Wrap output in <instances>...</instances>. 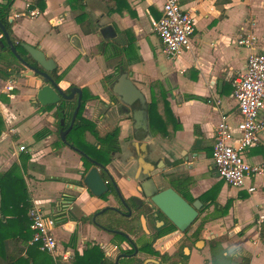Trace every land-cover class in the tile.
<instances>
[{"label":"crops","instance_id":"0c3cea01","mask_svg":"<svg viewBox=\"0 0 264 264\" xmlns=\"http://www.w3.org/2000/svg\"><path fill=\"white\" fill-rule=\"evenodd\" d=\"M35 1L14 0L8 14L12 36L27 45L39 46L53 61L58 73L66 71L58 82L64 92L77 87L95 97L86 103L83 116L93 120L98 131L102 128H106L105 133L111 130L107 128L109 123H105L109 111L114 109V117H117L114 128H119L120 151L111 156V162L105 168L122 196L140 197L139 184L145 180L142 175L152 168V178L158 188H161V180L165 183L163 188L169 187L163 176L185 170L188 176L175 178H192L188 192L194 199L219 186L216 202L220 206L228 200L232 203L227 215L216 219L214 224L224 222L226 228L233 224L236 227L234 234L239 232L243 242L236 246L218 242L224 251L218 255L219 259L230 258L229 254L234 251L232 258L239 260L244 252L248 264H264V244L255 225L257 211L264 215V178L252 181L256 191L248 194L219 180L212 162L214 133L221 115L226 117L232 134H238L240 116L231 82L238 73L245 71L248 56L264 48V0H229L227 4H224L225 0H179L183 10L193 14L194 32L191 51L174 61L164 58L161 42L151 29V22L161 16L162 0H126L130 10L121 14L109 13L106 0H85L86 12L97 24L96 32L89 35L81 32L66 0H43L42 10ZM26 4L39 15L29 17ZM52 20L60 21V24L55 25ZM125 30L134 36L135 56L140 59L127 67L126 74L136 87L145 84L146 91L142 89L145 93L137 88L144 94L146 103L150 101V86L161 84L170 111L179 123L180 128L175 132L170 126L167 138L151 135L148 125L150 137L144 142L143 128L134 129L130 108L111 93V85L105 81L112 75L114 64L105 61L97 47L102 41H125L122 34ZM248 34L257 37L254 47L237 46V40ZM1 63L2 60L0 67L3 66ZM16 70L13 64L7 68L8 74L12 73L6 76L7 79L0 75V117L3 122L0 172L18 169L27 185L30 206H38L45 213L57 212L56 215L63 219L55 232L59 254L69 253L72 259L74 251L67 244L74 236L79 254L97 246L113 264L111 236L88 221L96 210L111 205V195L102 200L89 194L83 185L79 186L86 173L80 155L58 141L56 108L40 111L41 106L33 98L42 85L35 78L17 75ZM187 96L202 100H187ZM215 99L220 102L217 108L207 103ZM260 118H264V111ZM43 129L49 134L35 140L34 135ZM83 136L91 144L89 136L92 135L86 131ZM20 146H25L26 150L20 152ZM142 146L149 152L144 161ZM243 159L249 164H264V146L246 150ZM81 221L86 223L81 226ZM219 233L224 235L225 232ZM78 236H81L80 240ZM122 246L126 247L125 244ZM28 247H34L30 240ZM37 251H33L35 257L32 259L42 264L44 257ZM206 253L204 251V258L208 259ZM50 257L53 260L60 258L61 264L70 261H63L59 256ZM130 259L123 264H136V257ZM202 259L193 255L188 264H204Z\"/></svg>","mask_w":264,"mask_h":264},{"label":"trees","instance_id":"16d2710c","mask_svg":"<svg viewBox=\"0 0 264 264\" xmlns=\"http://www.w3.org/2000/svg\"><path fill=\"white\" fill-rule=\"evenodd\" d=\"M14 0H3L0 2V23L4 26L13 46L15 47L17 53L23 60L33 64V61L28 56L27 52L22 48V41H17L12 36L11 24L8 21V14L10 12L11 6ZM43 0L35 1L36 6H40L42 10ZM229 0H225L224 4H227ZM67 6L70 10L75 13L74 20L79 25L81 32L84 35H89L96 32L97 24H95L88 12H86L85 0H66ZM106 7L109 13H119L127 10L129 11V6L126 0H106ZM117 33H121L117 30ZM125 35V41H119L118 39L111 40L108 42L102 41L98 45V51L102 53L105 61L113 62V73L105 78V81L109 85L123 73H126L127 67L132 65L140 59L135 56L134 42L135 38L129 32L125 30L122 32ZM0 41L4 44V48L0 49L1 53H8V57L2 60V65L0 67V75L8 76L7 68L11 65H15L17 71H25V68L19 63V61L11 53L6 41L0 31ZM66 72V71H65ZM65 72L58 73L56 67L49 73L50 77L58 83ZM150 101L146 103V115L149 125V131L151 135H160L164 138L168 136V129L172 126V130L177 131L180 126L177 120L173 117L170 111L169 103L167 101L166 91L161 84H155L150 86ZM66 93H69L67 90ZM95 99L94 96L89 94L86 89L82 90L81 105L76 116L75 122L66 135L65 145L69 147H74L79 151L83 152L88 158L100 163L103 167H106L111 162V156L119 153V128H113L111 131L100 135L97 126L93 120H89L83 116V111L85 105L88 101ZM187 100H202L195 96H187ZM39 106V105H38ZM76 107V100L65 101L62 100L57 105L40 107V111H50L56 108L55 118L56 123V133L61 128L66 129L71 120L72 113ZM61 121L63 126L60 125ZM2 119L0 117V132L2 127ZM89 132L96 140V144H89L83 137L84 132ZM49 134L47 129H43L34 135L35 140L42 139ZM60 142V139L58 138ZM62 143V142H61ZM63 144V143H62ZM88 158L80 156L83 164L84 172L87 173L89 169L93 166ZM102 177L107 180L106 174L101 170ZM166 179L168 186L173 188L178 193L184 195L185 198H189L190 201L194 199L189 195L188 188L192 185V178H174L171 176H163ZM82 186V183H79ZM165 189V188H163ZM219 186H215L208 191L204 192L200 196L201 202L206 208L213 206V213L207 214L202 218L203 223L205 221H213L222 218L227 215L228 210L231 206V200H228L224 206H220L216 202V195L218 193ZM106 195L102 196L101 199H105ZM30 208V196L27 189V185L22 175L17 169H10L6 172H0V264H38V262L32 259L33 251H37L36 247H28V242L31 240L32 232L29 230L30 219L28 216ZM70 219V218H69ZM58 221H63V219H57ZM67 220V218H66ZM98 224L97 228L104 230L107 225L105 220L101 219L96 222ZM173 231V228L169 230ZM259 239L264 244V226H261L259 232ZM75 237L73 236L67 247L73 249V257L69 261V264H112L104 255L102 250L94 246L90 250H84L79 254L75 249ZM212 253L216 256L223 254V249L220 244H213L211 246ZM38 252V251H37ZM39 253V252H38ZM43 263L42 264H61V259L56 258L53 260L48 254L42 253ZM249 259H246L244 264H248ZM128 264H132L129 262Z\"/></svg>","mask_w":264,"mask_h":264},{"label":"built area","instance_id":"2783aa9c","mask_svg":"<svg viewBox=\"0 0 264 264\" xmlns=\"http://www.w3.org/2000/svg\"><path fill=\"white\" fill-rule=\"evenodd\" d=\"M25 9L29 17L39 15L37 11L30 10V4H26ZM52 23L58 25L60 21L52 20ZM151 29L161 42V52L165 59L174 61L183 53L191 51L194 17L191 12L183 10L179 0H162L161 16L151 22ZM256 42L257 37L248 34L240 37L236 44L250 49ZM231 85L232 96L240 116L237 124L238 134H232L226 117L221 115L214 133L212 162L217 176L226 185L252 194L256 191L252 181L264 178V164L245 162L243 153L250 148L264 146V118H260L261 112L264 111V48L248 56L245 71L238 73ZM207 103L217 108L220 102L215 99ZM25 150V146L19 147L20 152ZM56 213H45L38 206H30V245L53 258L59 256L63 261H69V253H58L55 232L60 224ZM256 214L255 225L257 231H260L264 215L261 211Z\"/></svg>","mask_w":264,"mask_h":264},{"label":"flooded vegetation","instance_id":"af4514ba","mask_svg":"<svg viewBox=\"0 0 264 264\" xmlns=\"http://www.w3.org/2000/svg\"><path fill=\"white\" fill-rule=\"evenodd\" d=\"M135 135L138 134L136 133ZM105 174L107 180H104L107 181L108 192L105 194L106 198L102 200H106L111 195L112 203L108 207L103 208L106 210L101 215L95 216L102 209L96 210L89 216L88 221L92 224L93 216H95V222L101 219L105 220L107 225L106 233L111 236L110 241L114 248L113 264L114 262L123 264V262L131 260V257L137 258L136 264H188L193 255L202 257V263L204 264L245 263L247 256H242L237 260L232 258V254H229L230 260H222L212 253L211 246L217 244L220 238L227 234V232L223 235L219 232L210 231L214 228L220 229L217 223L214 224L216 220L203 223L202 218L207 214L213 213V206L206 208L202 203L203 206L198 211L195 221L183 232H180L143 194H140V197L125 198L120 193L121 198L130 209V216H128V211L109 182L111 175L108 172ZM175 192L178 193L177 191ZM178 194L187 203H192L189 198H185L180 193ZM85 223L86 221H81V226ZM171 228H173V231L170 232ZM112 231L119 232L121 235L112 234ZM122 244H125L126 247H123ZM135 251L136 254L134 255ZM204 251L207 252L208 259L204 258Z\"/></svg>","mask_w":264,"mask_h":264},{"label":"water","instance_id":"95a60500","mask_svg":"<svg viewBox=\"0 0 264 264\" xmlns=\"http://www.w3.org/2000/svg\"><path fill=\"white\" fill-rule=\"evenodd\" d=\"M0 31L9 47L11 53L19 61V63L27 70L23 74L17 75L21 77L35 78V80L42 85L36 92L33 100L41 107L53 106L60 103V101H72L76 100V107L72 113L70 124L66 129L61 128L58 132L59 138L65 143L66 135L71 130L78 111L81 105L82 92L77 87H72L69 89V93L64 92L49 75V73L55 67L52 60L47 58V56L41 51L39 46H30L25 43L21 44L22 48L27 52L33 64L26 62L17 53L15 47L13 46L4 26L0 23ZM4 48V44L0 41V49ZM11 69H14L13 67ZM5 77V76H4ZM7 79V77H5ZM111 93L119 98L122 104L131 108V117L134 122V129L143 128L146 133L144 135V142L149 139L148 132V120L146 115V100L144 94L135 86V84L130 80L126 73L121 74L116 78V80L111 85ZM63 126V122L60 123ZM71 150L88 158L83 152L70 147ZM143 161L147 160L149 157V152L142 146ZM194 157L196 154L193 155ZM88 160L93 165L89 171L84 174L82 179V185L85 189L95 198H100L108 192L107 181L104 180L100 171L107 173V169L103 167L100 163L88 158ZM147 164V163H146ZM159 168V166L157 167ZM154 169L144 173L142 175L145 180L139 184V192L144 195L145 198L149 199L151 204L157 208V210L171 222V224L177 228L180 232H183L191 223L197 218L198 211L202 208L203 204L200 200L195 199L191 204L187 203L175 190L171 187L165 189H158L152 174ZM109 182L111 183L113 189L115 190L118 198L120 199L123 206L128 211V216H130V209L126 205L125 201L121 198L119 189L113 179L109 177ZM106 209H102L96 215H101ZM115 211L114 209H112ZM95 216L92 218V225L97 227L98 224L95 222ZM103 231L106 232V229ZM112 234L121 235V233L112 231ZM136 254V251L134 255ZM132 255V256H134ZM114 264H117L114 262Z\"/></svg>","mask_w":264,"mask_h":264},{"label":"rangeland","instance_id":"374dc122","mask_svg":"<svg viewBox=\"0 0 264 264\" xmlns=\"http://www.w3.org/2000/svg\"><path fill=\"white\" fill-rule=\"evenodd\" d=\"M193 38V37H192ZM8 57V53H6V52H4V53H1L0 54V61H1V59H5V58H7ZM134 82H135V80H134ZM140 86H137L142 92L145 90L146 91V87H145V84H139ZM142 89H144V90H142ZM143 93H145V92H143ZM147 99H149L148 97H147ZM122 109L121 110H124L123 109V107H121ZM114 110V109H113ZM113 110H110L109 111V114H108V118H107V122L105 123V124H107V123H109L107 126V128L108 129H113L115 126H116V124H117V117H114V111ZM112 116V117H111ZM119 119V118H118ZM122 119V118H121ZM104 130H106V128H102V130H99L100 132V135H104L105 134V131ZM110 130V131H111ZM84 137V139H85V136H83ZM89 142H91V144H95L96 143V140L94 139V138H92V136H89ZM18 170V169H17ZM116 171V170H115ZM19 172V171H18ZM116 174L119 176V173H117V171H116ZM20 175H22V174H20ZM122 176H123V174H122ZM185 176H188V173L184 170L183 172L182 171H180V172H178V173H173L172 174V176L171 177H185ZM162 177H159V179H161ZM217 178H218V176H217ZM158 179V178H157ZM219 179V178H218ZM220 180V179H219ZM165 186V183H163V181L161 180V183H159V187H161V188H163ZM196 186V185H195ZM161 188H159V189H161ZM191 196V195H190ZM192 197V196H191ZM193 198V197H192ZM194 199V198H193ZM220 224V225H219ZM218 224V226L220 227V229H211L210 231L211 232H221V231H224L225 233L227 232V234L225 235V236H223L222 238H220V241L219 242H226V243H228L229 245H233V246H236V245H240V244H242L243 242L241 241V237L240 236H238L237 234L238 233H235L234 234V231H233V224H232V226H230L229 228H226V224L224 223V222H222V223H219ZM234 229H236V227L234 228ZM239 230H242V229H239ZM209 231V232H210ZM231 234V235H230ZM80 237L81 236H78L77 238L80 240ZM251 243H253V241H250ZM232 256L235 254V252L233 251L232 253ZM241 256H243V255H245V253L244 252H241ZM229 260H230V258H228ZM227 259V260H228Z\"/></svg>","mask_w":264,"mask_h":264}]
</instances>
